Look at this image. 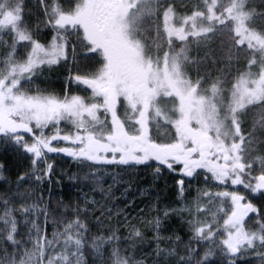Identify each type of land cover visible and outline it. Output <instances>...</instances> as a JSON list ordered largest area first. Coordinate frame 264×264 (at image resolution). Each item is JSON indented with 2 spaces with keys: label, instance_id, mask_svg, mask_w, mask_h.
<instances>
[{
  "label": "snow or ice",
  "instance_id": "obj_1",
  "mask_svg": "<svg viewBox=\"0 0 264 264\" xmlns=\"http://www.w3.org/2000/svg\"><path fill=\"white\" fill-rule=\"evenodd\" d=\"M0 264H264V0H0Z\"/></svg>",
  "mask_w": 264,
  "mask_h": 264
},
{
  "label": "trees",
  "instance_id": "obj_2",
  "mask_svg": "<svg viewBox=\"0 0 264 264\" xmlns=\"http://www.w3.org/2000/svg\"><path fill=\"white\" fill-rule=\"evenodd\" d=\"M63 73L64 75L67 74L66 69H61L59 72H54L51 74V79H52V86L57 90V92H60L63 84H64V79L63 76L61 75ZM62 166V171L64 173V180L61 185H54L52 188V196L53 199H58L62 195L74 192L75 190L73 189V186L71 182L69 181L68 177L71 176L73 173L77 171V168L73 163L69 161L68 158H65L63 161L60 162ZM151 181L150 175L147 174H142L141 177L134 182L133 187L131 192L129 193L130 197L135 198L136 204L139 207H144L145 204L142 203V200L146 202L147 197H140L137 195V189L139 188L140 190L143 189L145 186H149ZM63 189V191H61ZM157 192H159V195L161 197H164L168 194L169 189L165 187V180L161 179L158 182V188L156 189ZM155 194V193H154Z\"/></svg>",
  "mask_w": 264,
  "mask_h": 264
}]
</instances>
